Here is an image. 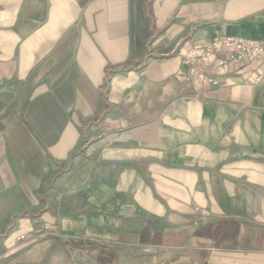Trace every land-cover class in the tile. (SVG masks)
<instances>
[{"label": "crops", "instance_id": "crops-1", "mask_svg": "<svg viewBox=\"0 0 264 264\" xmlns=\"http://www.w3.org/2000/svg\"><path fill=\"white\" fill-rule=\"evenodd\" d=\"M225 35L264 0H0V264H264V62H182Z\"/></svg>", "mask_w": 264, "mask_h": 264}, {"label": "built area", "instance_id": "built-area-1", "mask_svg": "<svg viewBox=\"0 0 264 264\" xmlns=\"http://www.w3.org/2000/svg\"><path fill=\"white\" fill-rule=\"evenodd\" d=\"M182 62L188 67L195 66L194 82L205 86L213 83L214 75L226 66L241 65L253 68L264 62V41H255L225 35L205 43L191 46L183 55ZM185 75V74H183ZM264 77V67L260 68L254 81ZM187 78V77H185ZM202 214L206 211L201 210ZM19 236L18 239H22Z\"/></svg>", "mask_w": 264, "mask_h": 264}]
</instances>
